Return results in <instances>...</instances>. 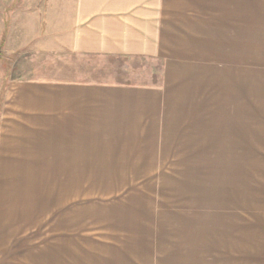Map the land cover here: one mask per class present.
Wrapping results in <instances>:
<instances>
[{
	"label": "crops",
	"instance_id": "obj_1",
	"mask_svg": "<svg viewBox=\"0 0 264 264\" xmlns=\"http://www.w3.org/2000/svg\"><path fill=\"white\" fill-rule=\"evenodd\" d=\"M250 7L251 0H75L73 53L117 69L159 62L162 81L15 82L7 99L17 126L5 129L0 114V264H157L121 240L44 237L27 229L43 225L26 217L37 213L5 206V131L38 149L45 135L135 136L136 126L122 122L137 117L139 104L143 117L171 119L152 132L165 137L155 149L194 153L192 253L179 245L173 262L264 264V10L251 15ZM20 151L25 165L43 160L40 150Z\"/></svg>",
	"mask_w": 264,
	"mask_h": 264
},
{
	"label": "rangeland",
	"instance_id": "obj_2",
	"mask_svg": "<svg viewBox=\"0 0 264 264\" xmlns=\"http://www.w3.org/2000/svg\"><path fill=\"white\" fill-rule=\"evenodd\" d=\"M74 6L75 0H0V114L5 111V129L17 126L7 99L17 81L74 79L145 87L162 81L159 62L134 63L132 68L121 63L117 69V64L73 53ZM250 8L251 15L256 14L264 10V3L258 6V0H251ZM141 107L135 119L122 122L127 129L136 126L135 136L45 135L38 149L33 142H16L21 136L5 131V206L37 213L26 217L41 219L43 225L36 220L27 229L43 230L44 237L52 232L91 244L98 239L121 240L130 253L152 255L157 264L161 255L169 257L164 264H176L173 256L182 244L192 253L194 153L155 149L161 145L151 143L165 137L152 132L171 119L143 117ZM134 141L137 149L126 150ZM23 147L40 150L43 160L25 165L27 161L19 157ZM49 217L57 218V225L53 221L48 225Z\"/></svg>",
	"mask_w": 264,
	"mask_h": 264
}]
</instances>
